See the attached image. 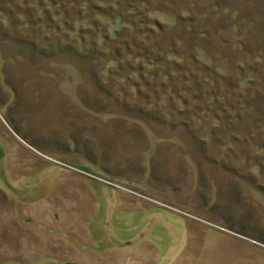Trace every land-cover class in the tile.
<instances>
[{
  "label": "rangeland",
  "instance_id": "374dc122",
  "mask_svg": "<svg viewBox=\"0 0 264 264\" xmlns=\"http://www.w3.org/2000/svg\"><path fill=\"white\" fill-rule=\"evenodd\" d=\"M110 263L264 264V0H0V264Z\"/></svg>",
  "mask_w": 264,
  "mask_h": 264
},
{
  "label": "crops",
  "instance_id": "0c3cea01",
  "mask_svg": "<svg viewBox=\"0 0 264 264\" xmlns=\"http://www.w3.org/2000/svg\"><path fill=\"white\" fill-rule=\"evenodd\" d=\"M37 157L40 158V156H37ZM44 157H45V156H44ZM53 158H55V157H53ZM55 159H56L55 161H54V160H52V161H54L55 163H61V161H60L59 159H57V158H55ZM44 162H45V161H44ZM118 180H120V179L118 178ZM105 191H106V190H105ZM100 192H101V193H100ZM99 194L103 195V194H104V190H103V191L99 190ZM125 198H130V197H127V196H126ZM131 198H132V197H131ZM115 201H116V200L113 199L112 203L114 204ZM148 202H150V201H148ZM146 203H147V202H146ZM152 204H153V203H152ZM157 205H158V207H159V206H161V207H166V208H170V209H172V210H173V209H177V208H174V206H172V205H170V204L163 203V201H162V202L160 201ZM225 237H227V235H225V234L214 235V236H213V239H212V242H213V243L216 242L217 244H218L219 242H221V241H223V242H230V239H229V238L226 239ZM124 241H126V243L131 242V244H132V240H129V241H128V240H121L120 242H117L114 246H112V247L110 246V249H115V248L120 247V245H121L120 243L123 244ZM131 244H130V245H131ZM130 245H129V246H130ZM126 257H127L129 260H131V261H132L133 259H135V261H136V260H138V258H139L137 255H134V254H132V253H131V255L128 254V253H126ZM110 260H111V259L108 258V262H111ZM97 261H98V260H97ZM113 262H114V261H112V263H113ZM133 263H134V262H133ZM133 263H132V264H133ZM110 264H111V263H110Z\"/></svg>",
  "mask_w": 264,
  "mask_h": 264
}]
</instances>
